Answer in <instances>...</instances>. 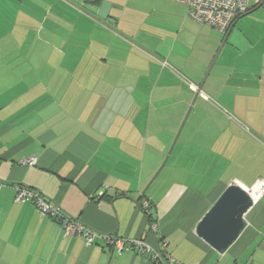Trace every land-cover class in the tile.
Segmentation results:
<instances>
[{
  "label": "crops",
  "instance_id": "1",
  "mask_svg": "<svg viewBox=\"0 0 264 264\" xmlns=\"http://www.w3.org/2000/svg\"><path fill=\"white\" fill-rule=\"evenodd\" d=\"M148 1L0 0V264H154L162 242L180 264H264V196L225 254L196 233L228 186L264 179V53L252 52L264 37L221 49L196 100L206 118L181 164L141 199L148 214L135 203L168 150L163 117L191 107L224 42L186 5L163 0L156 14ZM104 2L109 21L99 16ZM260 7L254 0L249 12ZM16 186L149 251L119 255L102 239L68 236L17 203Z\"/></svg>",
  "mask_w": 264,
  "mask_h": 264
},
{
  "label": "built area",
  "instance_id": "2",
  "mask_svg": "<svg viewBox=\"0 0 264 264\" xmlns=\"http://www.w3.org/2000/svg\"><path fill=\"white\" fill-rule=\"evenodd\" d=\"M187 6L188 16L200 25L211 27L223 34H228L234 23L250 11V0H174ZM264 6V0H255ZM35 159L28 160L30 165L35 164ZM5 186L0 182V189ZM252 198L254 205L264 196V179H258L250 188H244ZM15 200L17 203H32L44 218L59 223L68 236L82 237L88 244H93L96 239H102L119 255L132 249L139 250L142 254L149 251L148 246L141 240L131 241L127 238L115 236H100L78 220L64 214L61 208L48 200L41 192L24 186H16ZM142 209L148 214L150 202L145 200ZM166 243H160L159 249L152 253L151 260L154 264H180L165 251Z\"/></svg>",
  "mask_w": 264,
  "mask_h": 264
},
{
  "label": "water",
  "instance_id": "3",
  "mask_svg": "<svg viewBox=\"0 0 264 264\" xmlns=\"http://www.w3.org/2000/svg\"><path fill=\"white\" fill-rule=\"evenodd\" d=\"M111 4L109 2H104L101 10L99 12L100 18L109 21V10ZM250 13V12H249ZM249 13L243 15L242 17L248 15ZM241 17V18H242ZM240 18V19H241ZM237 22V21H236ZM236 22L234 23L233 27L235 26ZM231 28V30L233 29ZM230 30V31H231ZM229 33L224 39V42L221 45L219 52L217 53L214 62L210 66L207 74L200 85H198V91L194 97L191 107L189 108L185 119L175 137V140L170 147L168 154L162 163L161 167L154 175L152 180L143 190L142 194L139 198L135 201V203L139 204L141 199L146 195L147 191L160 175V173L165 168L178 140L179 137L184 129V126L187 122V119L193 109V106L196 100L199 97L201 91H203L204 84L214 66L218 55L225 45ZM254 202L247 191L238 184H232L227 187V189L220 195L217 199L215 204L211 207V209L206 213V215L202 218L199 222L196 233L197 235L206 243L208 244L213 250L218 252L219 254H225L230 247L240 238L244 230L246 229L247 222L245 216L248 212L253 208Z\"/></svg>",
  "mask_w": 264,
  "mask_h": 264
},
{
  "label": "rangeland",
  "instance_id": "4",
  "mask_svg": "<svg viewBox=\"0 0 264 264\" xmlns=\"http://www.w3.org/2000/svg\"><path fill=\"white\" fill-rule=\"evenodd\" d=\"M250 2L253 3L254 0H250ZM164 6H165V2L163 0H149L146 3L145 7L149 8L150 10H155V11L157 10L156 14H159V13H162V11L164 10ZM225 36H226L225 34L222 35V40H224ZM246 37L250 41H252V42L254 41V43H256V41L260 38L263 39V37H264V7L258 8V10L254 11L252 13H249L248 15L242 17L238 21V23L235 27V30H234L233 37L231 39L229 38L230 40L228 39V41L225 44V46L223 47V49L229 48V45H231L232 42L243 43V45H245V47L249 46L250 44L248 42H246V40H245ZM220 47H221V45H220ZM220 47H219V49H220ZM218 50H217V52H218ZM217 52H216V54H217ZM252 52H255V53L261 54V55H262V53H264V39L257 48L252 49ZM216 54H215V56H216ZM203 79H202V81H203ZM193 100H194V97L191 99V103ZM188 109H189V107L188 108L182 107L179 109L176 108V110H174V109L171 110V111H174L173 114H171L170 110H169L170 114L168 116H164L162 122L160 123L159 127L161 128V131L163 133V135L161 136V139L167 143L168 150L166 151L165 156L162 157V160H160L161 162H160L159 168L161 167L162 163L164 162V160L168 154V151H169L170 147L172 146V144L175 140V137H176V135H177L184 119H185V116L188 112ZM153 113L155 114L154 111H153ZM204 118H206V117L204 116V113L201 110V103L200 102L198 103L196 101V103L193 107V110H192V112H191V114L187 120V123L185 124V127H184V129H183V131L179 137V140L176 144V147H175V150H174V153H173L171 159L169 160L168 164H166L164 170L158 176L159 177L158 182L168 181V178H170L169 172H170V169L172 168V166L176 165L177 161H178V164H181V158L178 160V157L181 154V152L183 151V146L186 143L187 139H189V136H192L193 134L198 133L199 128H200V124L203 122ZM159 168H158V170H159Z\"/></svg>",
  "mask_w": 264,
  "mask_h": 264
},
{
  "label": "trees",
  "instance_id": "5",
  "mask_svg": "<svg viewBox=\"0 0 264 264\" xmlns=\"http://www.w3.org/2000/svg\"><path fill=\"white\" fill-rule=\"evenodd\" d=\"M145 197H146V195L143 197V199H144ZM143 199H142V200H143ZM142 200H141V201H142ZM141 203H142V202H141Z\"/></svg>",
  "mask_w": 264,
  "mask_h": 264
}]
</instances>
